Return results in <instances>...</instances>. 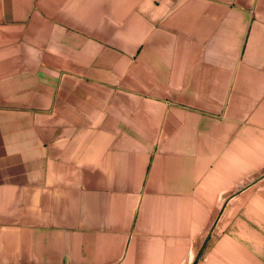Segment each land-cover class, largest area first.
<instances>
[{"label": "crops", "instance_id": "crops-1", "mask_svg": "<svg viewBox=\"0 0 264 264\" xmlns=\"http://www.w3.org/2000/svg\"><path fill=\"white\" fill-rule=\"evenodd\" d=\"M0 264H264V0H0Z\"/></svg>", "mask_w": 264, "mask_h": 264}]
</instances>
